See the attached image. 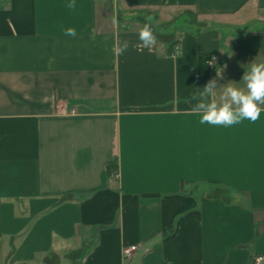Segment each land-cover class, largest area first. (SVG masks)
Instances as JSON below:
<instances>
[{
    "label": "crops",
    "instance_id": "0c3cea01",
    "mask_svg": "<svg viewBox=\"0 0 264 264\" xmlns=\"http://www.w3.org/2000/svg\"><path fill=\"white\" fill-rule=\"evenodd\" d=\"M69 2L0 0V264H264V112L191 100L264 62V0Z\"/></svg>",
    "mask_w": 264,
    "mask_h": 264
},
{
    "label": "clouds",
    "instance_id": "9594fccd",
    "mask_svg": "<svg viewBox=\"0 0 264 264\" xmlns=\"http://www.w3.org/2000/svg\"><path fill=\"white\" fill-rule=\"evenodd\" d=\"M66 7L75 9V0H70ZM154 23L155 17H145V23L138 33V50L151 49L156 43ZM63 34L75 38L77 29L68 27L63 29ZM128 47L129 44L125 41L120 51L124 52ZM214 62L215 58L208 63ZM217 77L223 78L222 72L217 71ZM242 81L243 87H237L231 82L218 85L217 79H210L201 91L193 93L191 100L197 102L192 111L199 114V122L211 126L231 127L245 120L253 123L259 120L264 112V62H253L250 69L244 73Z\"/></svg>",
    "mask_w": 264,
    "mask_h": 264
},
{
    "label": "built area",
    "instance_id": "2783aa9c",
    "mask_svg": "<svg viewBox=\"0 0 264 264\" xmlns=\"http://www.w3.org/2000/svg\"><path fill=\"white\" fill-rule=\"evenodd\" d=\"M211 60H213V58H210V59L206 60V61H205V65L208 66V67H211L212 64H209V63H208V62L211 61ZM113 176L116 177L117 174L115 173ZM134 249H135L134 246H131V247H129V248L124 249V250H123V255H124V256H129L130 253H131L132 251H134ZM259 260H260V258H257L256 263H258Z\"/></svg>",
    "mask_w": 264,
    "mask_h": 264
},
{
    "label": "trees",
    "instance_id": "16d2710c",
    "mask_svg": "<svg viewBox=\"0 0 264 264\" xmlns=\"http://www.w3.org/2000/svg\"><path fill=\"white\" fill-rule=\"evenodd\" d=\"M200 63H201V64H204V63H205V59H204V58H201V59H200Z\"/></svg>",
    "mask_w": 264,
    "mask_h": 264
}]
</instances>
